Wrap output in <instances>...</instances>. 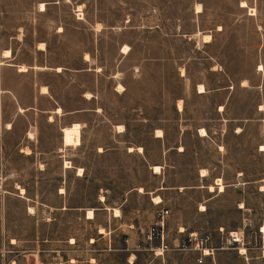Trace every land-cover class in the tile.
I'll return each instance as SVG.
<instances>
[{"label":"crops","instance_id":"crops-1","mask_svg":"<svg viewBox=\"0 0 264 264\" xmlns=\"http://www.w3.org/2000/svg\"><path fill=\"white\" fill-rule=\"evenodd\" d=\"M242 1L247 3V8L241 6ZM41 3L45 10H41ZM140 6L155 9L165 4L159 0H142V3L139 0H0V184L10 178L6 168L17 159L15 155L35 161L34 166L39 167L38 173L42 174L43 166H48L47 160H56L59 169L64 171L66 160L72 165L75 161L70 153L76 149L86 150L89 146L98 155L110 151L141 155L151 170L154 164L147 154V143L140 139L142 136L162 142L163 173L167 155L176 149L181 157L186 153V146L182 141L174 146L177 144L167 139L171 129L165 124H157L156 120L185 121L175 130L179 141L189 127L194 128L196 138L202 142L210 140L214 143L221 139V142H215L218 155L228 148L227 131L235 137L245 138L252 119L264 126V0H189L187 8L194 26L189 30L181 21L175 26L178 32L173 38L186 44L194 40L195 45L190 49L156 48L153 39L150 45L138 50L133 42L138 34L124 26L136 17L132 13L124 16L122 9ZM76 7L87 9L82 19L75 17ZM91 8H96L95 12L89 11ZM111 8L118 9V13L113 16ZM250 9L255 10V15H249ZM220 12L226 14L224 21L218 19ZM152 17L148 13L147 19ZM152 30L155 32V28ZM203 35H210V42H204ZM216 39H219L218 43ZM124 46L129 48L127 54L122 53ZM6 50H9L7 57ZM192 52L200 58L185 60L175 66L163 63L164 85L156 86L160 73L154 62L157 54L181 57ZM203 53L210 54L209 59L204 58ZM140 55L146 60L139 65ZM219 56L226 57L230 73L252 71L258 74L259 97L253 110L245 94L236 95L235 87H230V83L214 87L210 80L198 74L196 69L200 67L202 71L209 61L208 70L216 76L215 72L224 65L215 61ZM192 60L190 68L188 61ZM22 65L27 68L21 70ZM260 66L262 71L257 69ZM190 69H193V75ZM167 79L178 80L181 87H168L165 85ZM250 80L249 74L244 75L237 88L246 90ZM243 81H247V86L242 84ZM199 84L205 87V92H199ZM161 93L169 98L163 101L162 111H158L156 106L160 102L156 96ZM220 106L223 111L219 110ZM75 123L80 124L81 144L76 148L65 147L63 129ZM221 125L227 131L215 137ZM201 129L207 131L208 137L201 136ZM158 130L162 137L156 136ZM220 146L223 151L219 150ZM130 147L135 150L129 151ZM260 147H264V140H260L257 147L259 153L264 152ZM229 151L223 159L219 160L217 155V163L211 165L246 168L249 150L238 149L237 155ZM201 166L210 172L209 166ZM18 169V177L25 178L20 166ZM66 170H73L77 176L75 169ZM240 176L236 184L244 185ZM217 178L222 177H215L213 183ZM158 196L167 206L164 198ZM149 246L146 243L143 249L147 253ZM219 251L206 258L203 264H226ZM252 252L247 251L248 261L237 254L243 257L245 264L257 261L264 264V261L252 258ZM137 260L138 254L133 253L127 263L135 264ZM181 264H196L194 255L189 254V260Z\"/></svg>","mask_w":264,"mask_h":264},{"label":"rangeland","instance_id":"rangeland-1","mask_svg":"<svg viewBox=\"0 0 264 264\" xmlns=\"http://www.w3.org/2000/svg\"><path fill=\"white\" fill-rule=\"evenodd\" d=\"M139 1L142 3V0ZM159 1L165 6L155 9L141 6L122 9L124 16L132 13L136 17L133 22L124 25L138 34L133 41L135 46L138 50L144 49L154 39L156 48H193L194 40L186 44L173 38L178 32L175 26L181 21L189 30L194 26L190 22L187 8L189 0ZM78 8H75L74 15L77 19H82L87 9ZM91 10L95 12L96 8L89 9ZM111 11L113 16L115 12L118 13L115 8H111ZM148 13L153 17L147 19ZM225 17L226 14L220 12L218 19L224 21ZM215 41L218 43L219 39ZM209 55L203 53L206 59H209ZM198 58L199 55L193 52L181 57L157 54L154 62L160 73L156 78V86L164 85L163 63L175 66L179 62ZM145 60L140 55L137 62L140 65ZM216 60L224 64L215 72L216 76H212L208 70L209 61L202 67V71L200 67L196 69L198 74L203 79L210 80L214 87L230 83V87H235L236 95L245 94L253 110L259 97L256 88L258 74L252 71L230 73L225 56L215 57ZM193 61H188L191 63L190 68ZM189 72L194 74L193 69ZM248 74L251 77L249 87L244 91L239 90L238 81ZM165 85L178 88L181 87V82L167 79ZM168 98L162 93L156 96V100L160 102L156 106L158 111H162L163 101ZM155 122L171 129L172 133L167 139L170 138L173 144H177L174 146H178L181 141L186 146V153L181 157L176 149L167 155V166L163 173L162 169L161 173H154V169L147 168L141 155H128L119 151L98 155L91 146L86 150L76 149L70 153L75 160L73 165L83 169L81 177L75 176L73 170H60L56 160H47L48 166H43L45 171L40 174L39 167L34 166L35 161L24 160L15 155L17 159L11 163L12 166L8 165L6 168V174L10 178H6V183L0 184V264H128L127 258L133 253L138 254L135 264H181L189 260V254L172 252L155 256L153 252L143 250L146 246L143 235L153 222L157 208L151 200L158 195L164 198L171 209L168 219L170 240L182 237L183 235L178 236V229L183 227L185 234L199 231L210 235L212 245L216 247L219 246L221 237H225L228 232L250 223L251 226L246 231L253 242L255 227L264 219V191L259 190L264 186V152L259 153L257 150L259 141L264 140V126L252 119L247 126V136L242 138L233 136L231 131L228 132L221 125L214 136L227 131L225 138L228 148L218 155L215 142H221V139H216L214 143L210 140L202 142L196 138L194 128L189 127L179 141L175 130L180 122L185 121ZM140 139L149 147L147 154L153 162L151 164L161 166L164 162L162 142L153 141L146 136ZM243 147L249 150L246 168L221 164L216 168L211 165L217 163V155L219 160L228 154V150L237 155V150ZM219 150L223 151V147ZM202 164L209 166L210 170L209 176L203 180L199 178ZM19 166L25 178L18 177ZM239 175L241 182L245 181L244 185L236 184ZM215 177L223 178V192L217 189L215 192L208 191L207 186L213 184ZM17 185L24 188L25 195L20 194L16 189ZM201 185L205 189L198 188ZM160 186L166 189L157 190L163 189ZM140 187L144 193L139 192ZM61 190L63 193H60ZM101 196L104 201L100 200ZM198 206H204L205 211L199 212ZM30 207L34 209V214L29 212ZM112 208L119 209L121 215L114 217ZM88 210L94 211V219H86ZM100 228L104 229V234L99 232ZM219 228H223V234L219 233ZM219 252L226 264H245L243 257L235 250ZM250 256L254 258V253H250Z\"/></svg>","mask_w":264,"mask_h":264},{"label":"built area","instance_id":"built-area-1","mask_svg":"<svg viewBox=\"0 0 264 264\" xmlns=\"http://www.w3.org/2000/svg\"><path fill=\"white\" fill-rule=\"evenodd\" d=\"M80 19V18H78ZM261 150V147L259 148ZM65 165V162H64ZM216 183V180L214 181ZM154 206H157L153 222L145 231L144 242L148 243V249L155 256H163L166 252H183L192 254L195 257L196 264H203L205 259L212 257L217 250H235L238 254L246 258L247 251H254V258L264 261V219L255 227L254 240L247 235L246 228L250 227V223H246L242 228L236 231H230L225 237H221L219 246L214 247L211 242L210 235L191 231L185 234L184 229H178V234L182 237L170 240L168 232V219L171 216V209L161 203L152 200ZM199 212L205 210L198 206ZM223 228H219V233L223 234ZM244 248V252L241 251Z\"/></svg>","mask_w":264,"mask_h":264},{"label":"bare ground","instance_id":"bare-ground-1","mask_svg":"<svg viewBox=\"0 0 264 264\" xmlns=\"http://www.w3.org/2000/svg\"><path fill=\"white\" fill-rule=\"evenodd\" d=\"M241 6L242 7H245V8H247V3L245 2V1H242V4H241ZM41 10H45V7H44V4H42L41 3ZM79 9V8H78ZM201 9H200V6H197V11H200ZM249 15H255V10L254 9H250V14ZM98 27V26H97ZM198 33V32H197ZM202 39H203V41L204 42H210V40H211V36L210 35H203L202 37H201ZM44 45V44H43ZM40 47V46H39ZM41 49V48H40ZM7 51V50H6ZM9 51V50H8ZM4 52L5 53V55H6V57L7 56H9V52ZM128 51H129V48L127 47V46H124V48H123V50H122V53H124V54H127L128 53ZM3 53V54H4ZM4 56V55H3ZM21 68V70H25L27 67H25V66H21L20 67ZM43 68V67H42ZM262 66H260L259 67V69L258 70H261L262 71ZM242 84L244 85V86H247V81H243L242 82ZM119 88L121 89V86L119 85ZM199 92H205V87L203 86V85H200L199 84ZM120 89H119V91H120ZM45 91V90H44ZM91 95V94H90ZM87 96V95H86ZM89 97V96H88ZM178 106H179V108L181 109V102H179V104H178ZM261 107V106H260ZM59 109V108H58ZM262 109V108H261ZM220 111H223L224 110V108L222 107V106H220V109H219ZM58 111V110H57ZM60 112V111H59ZM58 112V113H59ZM73 126H71V127H65L64 129H63V145L65 146V147H68V146H70V147H77V146H80V144H81V130H80V124H78V123H75V124H72ZM119 128L121 129L122 127H121V125L119 126ZM122 131V130H121ZM201 136H203V137H207L208 136V133H207V131L205 130V129H201ZM30 136H31V134H29ZM157 137H162V132L161 131H157V135H156ZM264 147H262L261 148V150H264L263 149ZM220 149H222V147H220ZM62 150V149H61ZM135 149H133V148H129V151H134ZM138 150L139 151H142V149L141 148H138ZM26 153H29V149H26ZM154 167V168H153ZM64 168H67V169H73L74 167H73V165H72V162H70V161H68V160H66L65 161V165H64ZM76 169V168H75ZM151 169H154V173H161V169H162V167L161 166H159V165H153L152 167H151ZM77 170V169H76ZM200 177H202V178H205V177H208L209 176V171L208 170H206V169H202L201 171H200ZM77 176H83V169L82 168H79L78 170H77V174H76ZM181 189H184L183 187H180ZM200 188H205V186H203V185H201L200 186ZM16 189H18L19 190V192H20V194H22V195H25L26 193H25V190H24V188H22L21 186H19V185H17V188ZM207 189H208V191L209 192H215V190L217 189V190H219V192H223L224 190H225V184H224V182H223V179L222 178H217L216 179V183H213V184H210L209 186H207ZM260 190L261 191H264V186H262L261 188H260ZM139 192H142V193H144V190H143V188H139ZM60 193H63V190H61L60 191ZM153 199H154V201L156 202V203H161V201H162V199L159 197V196H156V197H153ZM100 200H102V201H104V197H102L101 196V199ZM108 208V207H107ZM201 208L202 209H204L205 210V207L204 206H201ZM111 211H113L112 212V214H113V216L114 217H119L120 215H121V212H120V210L119 209H117V208H112L111 209ZM29 212L30 213H33L34 214V209L32 208V207H30L29 208ZM94 217H95V214H94V211L93 210H88V212H87V214H86V219H88V220H92V219H94ZM183 230V229H182ZM99 232L100 233H105V231H104V229L103 228H100L99 229ZM73 241V240H72ZM244 248H241V251L242 252H244ZM130 262L132 263L133 262V256L132 257H130Z\"/></svg>","mask_w":264,"mask_h":264}]
</instances>
